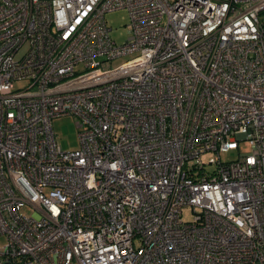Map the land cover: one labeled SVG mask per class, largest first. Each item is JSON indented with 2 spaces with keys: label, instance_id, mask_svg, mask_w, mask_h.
Here are the masks:
<instances>
[{
  "label": "built area",
  "instance_id": "1",
  "mask_svg": "<svg viewBox=\"0 0 264 264\" xmlns=\"http://www.w3.org/2000/svg\"><path fill=\"white\" fill-rule=\"evenodd\" d=\"M119 9L122 44L105 19ZM261 11L0 0V264H264Z\"/></svg>",
  "mask_w": 264,
  "mask_h": 264
},
{
  "label": "rangeland",
  "instance_id": "2",
  "mask_svg": "<svg viewBox=\"0 0 264 264\" xmlns=\"http://www.w3.org/2000/svg\"><path fill=\"white\" fill-rule=\"evenodd\" d=\"M107 25L111 28L110 37L116 44L124 43L131 34V29L128 26L129 18L128 12L125 9H119L116 11L109 12L105 15ZM259 19L264 23V11L259 14ZM129 56H119L111 60L110 66L114 67L124 62ZM27 83L23 80L17 81L15 87H23ZM52 129L56 136V139L60 143L64 150L74 149L78 146V128L76 125V118L73 116H63L53 119ZM249 151V144L246 140L239 142L238 150H230L224 153L221 158L223 160L235 159L238 154L246 153ZM182 218L189 220L191 213L188 208H184L182 212ZM1 243V240H0Z\"/></svg>",
  "mask_w": 264,
  "mask_h": 264
},
{
  "label": "water",
  "instance_id": "3",
  "mask_svg": "<svg viewBox=\"0 0 264 264\" xmlns=\"http://www.w3.org/2000/svg\"><path fill=\"white\" fill-rule=\"evenodd\" d=\"M4 264H8V263H4Z\"/></svg>",
  "mask_w": 264,
  "mask_h": 264
}]
</instances>
